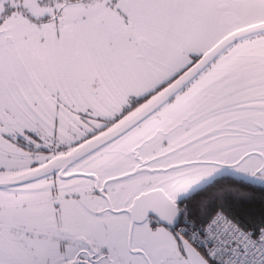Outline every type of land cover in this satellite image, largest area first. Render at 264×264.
I'll use <instances>...</instances> for the list:
<instances>
[{"label": "snow or ice", "instance_id": "1", "mask_svg": "<svg viewBox=\"0 0 264 264\" xmlns=\"http://www.w3.org/2000/svg\"><path fill=\"white\" fill-rule=\"evenodd\" d=\"M0 264H264V0H0Z\"/></svg>", "mask_w": 264, "mask_h": 264}]
</instances>
